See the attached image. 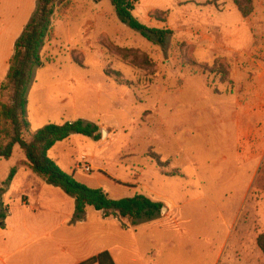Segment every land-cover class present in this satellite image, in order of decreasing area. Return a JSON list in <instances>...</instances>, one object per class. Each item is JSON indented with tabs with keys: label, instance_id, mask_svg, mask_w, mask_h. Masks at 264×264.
Returning a JSON list of instances; mask_svg holds the SVG:
<instances>
[{
	"label": "rangeland",
	"instance_id": "rangeland-1",
	"mask_svg": "<svg viewBox=\"0 0 264 264\" xmlns=\"http://www.w3.org/2000/svg\"><path fill=\"white\" fill-rule=\"evenodd\" d=\"M130 1L142 24L173 32L164 46L122 25L110 0L57 4L45 66L28 90L26 139L70 119L96 124L103 140L72 135L50 158L113 199L141 194L164 205L158 225L109 214L127 231L112 221L96 249L110 247L116 264H264V0H253L247 19L232 0ZM37 3L0 0V58ZM63 95L81 107H62ZM21 160L19 147L0 160V188ZM19 186L3 201L14 217L31 216ZM50 200L66 211L60 196Z\"/></svg>",
	"mask_w": 264,
	"mask_h": 264
},
{
	"label": "trees",
	"instance_id": "trees-1",
	"mask_svg": "<svg viewBox=\"0 0 264 264\" xmlns=\"http://www.w3.org/2000/svg\"><path fill=\"white\" fill-rule=\"evenodd\" d=\"M60 1L63 0H38L36 11L15 43L8 74L0 86L1 97L5 92L9 93L8 101H0V159L10 160L15 147H19L26 158V166L36 176L46 184L61 189L65 195L75 201L76 220H82L87 208H93L97 212H103L105 216L111 214L121 219H129L134 227L155 221L164 208L162 203L154 202L141 194L113 199L103 189L91 188L78 182L74 175L65 173L49 157V151L57 143L69 139L72 135H81L97 142L103 140V133L96 124L77 120L63 125H47L36 132L29 141L26 139L30 127L26 118L28 90L35 70L45 66L41 52L46 42L53 37V19ZM65 1L68 6L73 0ZM232 1L244 19L253 14V0ZM110 2L120 23L139 33L148 42L164 46L167 39L173 36L171 30L149 28L135 18L133 15L135 1L110 0ZM219 71L225 74L221 67ZM108 73L106 72L107 76ZM16 172L15 168L11 171L6 186L12 182ZM5 192L6 187L0 188L1 228L5 227L4 223L9 214L8 207L3 201ZM257 244L264 254V235L259 236ZM80 264H115V262L109 253L104 252Z\"/></svg>",
	"mask_w": 264,
	"mask_h": 264
},
{
	"label": "crops",
	"instance_id": "crops-1",
	"mask_svg": "<svg viewBox=\"0 0 264 264\" xmlns=\"http://www.w3.org/2000/svg\"><path fill=\"white\" fill-rule=\"evenodd\" d=\"M32 16L30 11L29 20L23 23L20 30L11 38L9 54H5L0 58V65H2L0 77L6 75V73L8 74L9 61L14 55L15 43ZM4 31L5 27L2 28L0 35ZM54 77L55 80H60L61 78V76ZM101 80L104 81V79ZM55 86L58 87L59 85ZM84 87L90 89L95 86L87 84ZM58 101V104L62 107L73 105L75 110L81 107L80 103L78 105L75 99H68L64 95ZM76 120V118L70 119L67 122ZM93 160L92 158L91 161ZM83 163L91 165L86 156L82 157L81 164ZM19 165L20 168L17 170L14 179L10 185L6 186V196L11 192L15 184H20L18 198L22 207L30 209L33 215L30 216L25 213L14 217L13 208L6 201L4 202L5 206L8 207L9 214L4 223L5 227H0V264H80L104 252L109 253L112 258L115 256L113 250L105 244L98 247V249L96 247L97 243L106 238L107 230L105 227L110 225L112 221L118 224L117 231H127L120 226L115 219L117 217L113 219L109 216H102L92 219L85 214L82 220H76L74 218L75 201L72 198L65 195L61 189L45 184L42 179L40 180L26 166L25 156L24 160L19 162ZM75 171L77 172V170ZM75 174L74 177L76 176ZM98 189L102 188L99 187ZM53 196L61 197L62 204L67 206L66 211L65 207L62 210L53 208V202L50 200ZM41 213H49V215L41 216ZM99 213L101 214V212ZM158 223L159 220L157 219L152 221L150 225H158ZM95 225L103 227L95 228ZM140 225L142 226V224ZM153 263L157 264L156 262Z\"/></svg>",
	"mask_w": 264,
	"mask_h": 264
},
{
	"label": "built area",
	"instance_id": "built-area-1",
	"mask_svg": "<svg viewBox=\"0 0 264 264\" xmlns=\"http://www.w3.org/2000/svg\"><path fill=\"white\" fill-rule=\"evenodd\" d=\"M84 171H86V172H91V168H90V167H87V166H85V168H84Z\"/></svg>",
	"mask_w": 264,
	"mask_h": 264
},
{
	"label": "water",
	"instance_id": "water-1",
	"mask_svg": "<svg viewBox=\"0 0 264 264\" xmlns=\"http://www.w3.org/2000/svg\"><path fill=\"white\" fill-rule=\"evenodd\" d=\"M165 212H166V210L163 209L162 212H161V214L163 215Z\"/></svg>",
	"mask_w": 264,
	"mask_h": 264
}]
</instances>
